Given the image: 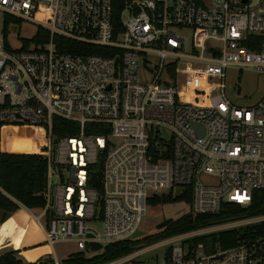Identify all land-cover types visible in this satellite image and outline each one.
<instances>
[{
	"label": "built area",
	"instance_id": "obj_1",
	"mask_svg": "<svg viewBox=\"0 0 264 264\" xmlns=\"http://www.w3.org/2000/svg\"><path fill=\"white\" fill-rule=\"evenodd\" d=\"M6 15L48 40L6 51ZM55 37L98 54L62 53ZM228 69L264 77V0H0V125L33 129L43 154L45 206L36 219L53 264L56 244L85 254L90 243L103 251L131 239L154 195L192 187L198 216L247 207L264 191V95L252 107L234 105ZM187 74L196 86L182 80ZM54 118L74 134L55 136ZM263 221L173 236L107 264L157 251L144 264H264L263 239L227 249L189 242Z\"/></svg>",
	"mask_w": 264,
	"mask_h": 264
},
{
	"label": "trees",
	"instance_id": "obj_2",
	"mask_svg": "<svg viewBox=\"0 0 264 264\" xmlns=\"http://www.w3.org/2000/svg\"><path fill=\"white\" fill-rule=\"evenodd\" d=\"M16 22L18 20L15 18L5 16L3 37L6 51H26L30 46H35L37 49L38 46L48 40V32L39 28L30 38H22L19 49H13L7 34L10 31L9 26ZM54 39L59 46V51L62 53L98 54V51L95 50L81 52V50L86 49V46L61 37H55ZM53 124V132L57 137H67L74 134V131L65 127L59 129L56 127L58 124L67 125V122L54 118ZM32 130L26 127L17 128L0 125V210L3 212L2 222L19 209L18 204L28 210H41L45 206L42 192L46 184V162L37 142L31 139ZM178 203L189 206L190 211L173 220L163 230L147 237L131 238L119 243L108 244L101 253L90 258L83 253L75 252L63 259L60 264H107L131 255L140 246L144 247L145 244L152 245L173 236L264 216V191L254 192L249 206L225 204L217 215H192V187L177 192L170 191L166 194L154 195L148 200L149 207ZM246 239L264 240V221L197 236L189 242L210 246L211 248L217 246L221 249H227ZM17 254L18 252L11 251L0 255V264H53L52 260L49 263L46 261L42 263H23L16 258Z\"/></svg>",
	"mask_w": 264,
	"mask_h": 264
},
{
	"label": "rangeland",
	"instance_id": "obj_3",
	"mask_svg": "<svg viewBox=\"0 0 264 264\" xmlns=\"http://www.w3.org/2000/svg\"><path fill=\"white\" fill-rule=\"evenodd\" d=\"M9 27L10 31H8L7 35L9 42L12 45H21L23 37L30 38L31 36H33L34 27L29 23L18 21ZM182 34L186 37H189L190 31L184 30ZM182 80L187 83L193 84V86H196V83L193 82L194 78L192 74L182 76ZM199 85H201L200 82ZM225 93L228 99L237 107H252L257 102H259L264 95V77L251 71H238L235 69H228L226 70L225 77ZM31 135L33 136V133H31ZM200 182L207 185L209 183H214L215 180L202 175L200 176ZM174 192H177V190ZM189 211L190 207L181 203L166 204L164 206L158 207L148 206L146 215L144 216L139 228V231L142 233V236H140L139 238L147 237L157 233L158 230H156V227L158 224L168 219L175 220ZM18 214L19 217H21L19 221L11 219L6 225L7 229H3L7 237L5 244L9 243L10 246L7 245L4 248V245L1 246L0 255L11 252L12 248L15 250H21L24 247L33 246L34 244H37L42 240L41 228L37 221L34 219V217L40 215V210H33L30 212V215L34 217L30 216L22 209ZM42 223H44L43 220ZM239 225L241 226L242 224L239 223L238 226ZM95 227L96 229L101 230L100 224H96ZM218 230L220 229L217 228L210 231L214 232ZM146 245L147 244H145L144 246ZM34 249H36L37 255L40 257H32L33 254H36L33 253L35 252V250L28 251L30 250L28 249L25 252L17 254L16 258L21 260L23 263H42L45 261L47 263L51 262L52 256L50 255L51 253L49 254V247L41 245ZM53 249L57 259L59 260V264L63 259L76 252L75 246L69 243L56 244L54 245ZM101 252L102 251L96 253L89 252L85 253L84 255L90 258ZM156 254L160 255L161 251L151 252L147 255H136L131 261L125 262L123 264H144L145 261H152Z\"/></svg>",
	"mask_w": 264,
	"mask_h": 264
},
{
	"label": "crops",
	"instance_id": "obj_4",
	"mask_svg": "<svg viewBox=\"0 0 264 264\" xmlns=\"http://www.w3.org/2000/svg\"><path fill=\"white\" fill-rule=\"evenodd\" d=\"M18 206H19V209L16 211V212H14L13 214H11L5 221H1V217H2V211L0 210V247L1 246H3V248L4 247H6L7 245L8 246H10L9 245V243H6L5 244V242H6V240H7V237H6V233L3 231V229H7L6 227V225L8 224V221H10L11 219L12 220H18L19 221V219L21 218V217H19V214L18 213H20V211H21V209L22 210H24L25 212H27L29 215H30V212L31 211H33V210H28V209H26V208H24V207H22L20 204H18ZM30 216H32V215H30ZM32 217H34V216H32ZM34 218H36V217H34ZM41 245H45V246H47L45 243H44V234H43V231H42V240L39 242V243H37V244H34L33 246H28V247H24V248H22L21 250H15V249H13L12 248V251H15V252H18V254H20V253H22V252H25L26 250H28V249H30V250H28V251H31V250H35V252H33V253H36V254H33V256L32 257H36V258H38V257H40V256H38L37 255V252H36V249H34V248H36V247H38V246H41ZM48 247V246H47ZM2 248V249H3ZM33 248V249H32ZM46 253V252H45ZM30 258H31V256H30ZM36 260V259H35ZM28 261H29V258H28ZM34 261V260H33Z\"/></svg>",
	"mask_w": 264,
	"mask_h": 264
},
{
	"label": "water",
	"instance_id": "obj_5",
	"mask_svg": "<svg viewBox=\"0 0 264 264\" xmlns=\"http://www.w3.org/2000/svg\"><path fill=\"white\" fill-rule=\"evenodd\" d=\"M102 178V163L99 164V170L96 173L92 174V178H91V184L92 185H97ZM173 220L172 219H168L163 221L162 223L158 224L156 227V230L160 231L163 230L164 228H166ZM142 236V233L140 231H137L133 234L132 238H138ZM89 250L92 253H96L102 250V246L100 244L97 243H90L89 244Z\"/></svg>",
	"mask_w": 264,
	"mask_h": 264
},
{
	"label": "bare ground",
	"instance_id": "obj_6",
	"mask_svg": "<svg viewBox=\"0 0 264 264\" xmlns=\"http://www.w3.org/2000/svg\"><path fill=\"white\" fill-rule=\"evenodd\" d=\"M5 141L3 140V143H4ZM36 221H37V219L36 218H34ZM41 231H42V229H41Z\"/></svg>",
	"mask_w": 264,
	"mask_h": 264
}]
</instances>
